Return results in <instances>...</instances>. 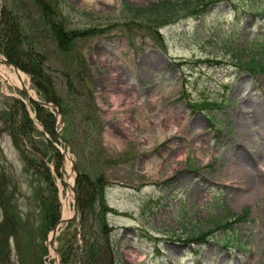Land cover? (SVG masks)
Segmentation results:
<instances>
[{
	"label": "rangeland",
	"instance_id": "1",
	"mask_svg": "<svg viewBox=\"0 0 264 264\" xmlns=\"http://www.w3.org/2000/svg\"><path fill=\"white\" fill-rule=\"evenodd\" d=\"M47 1L57 16L49 5L46 17L65 32L94 33L65 44L59 32L60 42L61 24L56 36L34 0H0V27L5 18L20 24L24 58L48 91L24 71L27 82L40 100L60 103L54 129L71 148L78 203L82 194L94 199L88 223L79 203L58 232L64 264H83L89 225L91 239L112 249L97 250L98 264H264V182L239 184L233 161L242 147L244 169L264 179V0H222L202 15L187 0L162 27L130 11L162 0ZM251 59L262 63L256 74L243 67ZM36 110L0 73L3 264L59 261L51 235L68 194L65 155ZM57 204L50 224L44 218ZM245 209L251 220L234 223ZM6 214L19 224L8 249ZM228 221L248 242L251 233L254 255L225 249Z\"/></svg>",
	"mask_w": 264,
	"mask_h": 264
},
{
	"label": "trees",
	"instance_id": "2",
	"mask_svg": "<svg viewBox=\"0 0 264 264\" xmlns=\"http://www.w3.org/2000/svg\"><path fill=\"white\" fill-rule=\"evenodd\" d=\"M36 3V5L40 8L42 15L44 16L45 20L49 21L52 30L53 29H57V26L60 25L58 24V22L54 21L56 19V9L54 7L53 4H51L49 1L47 0H34ZM187 0H182L180 2H176V1H172V0H162L160 4H158L156 7L154 8H149V9H143V8H130V11L133 13V17L135 18H147L150 22H155L157 23L158 27H162L163 25H166L168 23H171L175 20H177L180 16V10L184 8V5L186 3ZM197 1V5L194 7L195 11L198 12L199 15L205 13L207 7L209 4H214L217 3L219 1L222 0H194ZM245 1V0H244ZM51 5L52 6V13H53V18L54 20H50V17H46V9L47 7ZM67 31L65 29V27L63 26V24H61L58 28V37L60 42L62 41V35L59 34V32H62L65 36L64 38V43L68 44L70 41L72 40H76L77 37H79L80 35H87L90 33H94L93 30H89L88 32H86L85 30H80L81 34H79V32H77L76 30H70L68 31L69 33L65 32ZM53 32L56 34V31L53 30ZM21 27L20 24H18L15 21H12L9 18H5L2 20V25L0 27V49L2 51V53L4 55H6V57L12 61L13 63L17 64L18 66H20L26 73H28L34 80V83L42 90H44L45 92L48 91L47 86L43 83H41L40 81L35 80L36 77L41 76V73H39L41 70L38 67V65H34L33 63H31L30 61L27 62V60H25L24 55H23V51L21 50L20 46H19V41L21 39ZM62 49L63 51H66L69 49V47H64L62 45ZM244 66H246L248 69H250L253 72H256L258 69H262V63L259 62L258 60H254L252 59L249 62H245ZM40 78V77H39ZM41 84V85H40ZM49 94V93H47ZM51 95V94H50ZM50 97H54V96H48L49 99H51ZM56 104H60L58 102V100L54 101ZM37 107V117L38 119L41 118L42 123L44 124V126H46V129H48V131L52 132V134H56L55 131V115L53 112H51L48 109H44V107L35 104ZM27 109L25 108V114L27 113L26 111ZM42 112L44 114V116L42 115ZM0 191H1V187H0ZM90 199L94 200L93 197L91 195H87L84 196L83 194L80 196L79 198V203H80V209H81V213L83 217L82 223L85 222L88 223V218L87 216L89 215V212H87V209H90V212H94V207H93V203H90ZM48 200L46 198H44L43 203H47L48 204ZM59 204H57L52 210L51 213L49 212V215H46V217L44 218L46 221H48L50 224H54L55 220L59 219L58 215H59ZM45 210V207H44ZM247 214V211L245 212ZM16 216L15 215H11V214H6V218L3 221L2 224V230L7 231V235L5 237H7V241H6V246L7 249L9 248L10 245V239L12 236L16 243H18V239L17 236L19 234V224H17L16 228H15V224L14 221ZM240 219L243 218V216L239 217ZM86 226V225H85ZM85 226H84V232H85ZM99 226H100V234H106L107 236H109L108 233V226L106 224V221L104 219V221L101 220V218L99 217ZM89 227V228H88ZM86 228V234L85 236L87 237L86 240V248H85V256H84V262L83 264H98V251L101 252V250L103 249L102 252H109V250H112L109 243L107 242H100V241H95L94 239H91L92 235H93V230L92 229V225H89ZM89 236V238H88ZM226 241L229 244H233L235 242L238 243L240 246L244 245L243 240L240 239H236V237H226ZM98 247V249H97ZM0 251H1V245H0ZM6 256H8V253H6ZM3 255L0 254V263L3 264Z\"/></svg>",
	"mask_w": 264,
	"mask_h": 264
},
{
	"label": "bare ground",
	"instance_id": "3",
	"mask_svg": "<svg viewBox=\"0 0 264 264\" xmlns=\"http://www.w3.org/2000/svg\"><path fill=\"white\" fill-rule=\"evenodd\" d=\"M0 73L2 74V77L4 79H7L9 80L10 83H12L14 86H18V87H24L27 86L28 89L31 90V94L32 92H34L29 83L27 82V76L26 74L23 72V71H19V72H16L14 69H11L9 66L6 65L5 62L3 61H0ZM35 93V92H34ZM258 109V114L261 115V112H260V108L259 106L256 107ZM198 124H199V121L197 120ZM242 147H237V149H235L237 151V154L234 156L233 158V161L235 163V169H236V172H237V175L235 176V178H239L240 182H238L239 184L243 185V184H248V185H251V183L254 182V184H260L262 182H264V179L262 178V181L260 180V178H257L255 177L254 173L255 172H252L253 174L250 176L248 171L244 169V167L242 166V162L246 159V155L247 153L245 151H243L241 149ZM65 168L67 170V175L65 177V183L67 184L68 186V194L66 196V199H65V207H64V214L63 216L64 217H67L71 214V210H70V206H71V202L74 198L73 196V190H72V186L74 185V173L72 172V167H71V159L65 154ZM72 172V173H71ZM240 175H243L245 176V179H241L240 178ZM199 193V189L198 187H196V192L195 193Z\"/></svg>",
	"mask_w": 264,
	"mask_h": 264
},
{
	"label": "water",
	"instance_id": "4",
	"mask_svg": "<svg viewBox=\"0 0 264 264\" xmlns=\"http://www.w3.org/2000/svg\"><path fill=\"white\" fill-rule=\"evenodd\" d=\"M0 61H3L6 63L7 66L13 68L16 72H19V71H22L20 69V67L16 64H14L13 62H11L10 60H8L4 55L0 54ZM21 90L24 92V94L30 99V100H33L35 102H38L40 105L42 106H45L47 108H50V109H54L56 108V105L53 103V102H49V101H46V100H40L37 95L32 92V94L30 93L31 90L28 89L27 86L24 85V87H21ZM58 123V122H57ZM59 139L60 141L62 142V144L64 145V155L66 154L69 158H70V154H71V148L69 146V144L66 142L65 139H63L60 134H59ZM66 159V158H65ZM71 159V158H70ZM71 167H72V172L74 171V166H73V160L71 159ZM64 170H66L65 168V164H64ZM72 190L74 192V201H75V204H74V215H71V216H68V217H62L60 219V221L55 225V227L53 228V232H52V236H51V245L52 247L54 248L55 252L57 253V256L59 258V261L57 264H64V261H63V254L60 250V248L58 247L57 245V242H56V239H57V236H58V231L60 230V228L70 222L72 219L76 218L78 216V198L76 196V192H75V187L74 185L72 186Z\"/></svg>",
	"mask_w": 264,
	"mask_h": 264
}]
</instances>
